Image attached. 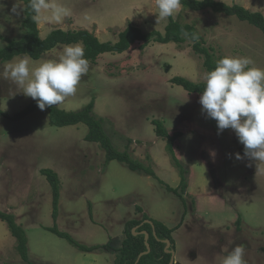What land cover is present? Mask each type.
<instances>
[{
    "label": "rangeland",
    "instance_id": "rangeland-1",
    "mask_svg": "<svg viewBox=\"0 0 264 264\" xmlns=\"http://www.w3.org/2000/svg\"><path fill=\"white\" fill-rule=\"evenodd\" d=\"M217 1L264 15V0ZM53 2L69 14L55 19L50 11L44 12L38 20L42 38L55 28L85 29L101 41L115 43L129 22L144 32H164L169 21L159 19L156 0ZM24 7L20 0H0V47L8 38L24 34ZM174 18L197 28L216 61L249 57L255 67L264 69V32L258 27L210 8L181 6ZM75 44L84 48L83 42L59 43L40 59L28 56L30 67L58 59L65 45ZM139 45L88 60L89 71L75 94L58 106L78 110L95 100L94 112L102 117L113 146L153 167L172 187L180 186L181 172L152 120H161L171 133L182 131L175 151L189 170L187 191L179 196L151 175L132 171L117 160L107 162L100 144L85 139L84 123L51 124L47 108H37L21 120L0 115V210L15 215L29 247L25 261L0 218V264H114L116 253L81 251L47 227L56 223L83 244L111 241L118 248L126 222L144 214L174 228L178 264H222L237 244L245 246L247 264H264V163L244 156V145L233 129L218 134L216 120L202 111L201 94L171 80L183 76L204 82L209 72L204 55L194 50L189 38L183 43L151 41L144 49ZM24 56L0 61V108L10 114L35 101L23 93V86L4 77L6 64ZM237 153L243 158L236 159ZM43 168L54 169L62 183L56 221L52 188L40 172Z\"/></svg>",
    "mask_w": 264,
    "mask_h": 264
},
{
    "label": "trees",
    "instance_id": "trees-1",
    "mask_svg": "<svg viewBox=\"0 0 264 264\" xmlns=\"http://www.w3.org/2000/svg\"><path fill=\"white\" fill-rule=\"evenodd\" d=\"M20 1L25 4V17L22 21L24 34L20 38H8L7 44L4 47H0V61L2 62L9 61L18 55H27L33 59H40L47 51L53 49L59 43L72 44L83 42L85 57L90 61H96L102 53L110 51L124 52L132 48L136 42H140L139 47L144 49L151 41L159 43H168L171 41L183 43L186 38H189L193 42L194 50L204 55V66L206 69L211 71L216 66L217 61L215 55L212 48L206 45L203 35L193 24L182 23L174 17H169L164 32L158 30L144 32L140 27L129 22L127 27L119 33L118 40L115 43L111 41H101L94 33L85 29L64 30L62 28H55L47 37L42 38L40 36L38 20L33 19L35 14L29 6V0ZM181 4L183 7L192 10L210 8L216 12L236 16L240 20L247 21L264 32V15L260 11H251L239 4L230 5L226 2L217 0H181ZM193 34H195L198 39H193ZM171 80L173 83L183 86L190 93L202 94L205 87V81L193 82L183 76H176ZM37 108L39 107L35 100L24 109L13 114L0 108V115L11 120H21ZM46 108L49 111V120L51 124L57 126L75 125L79 123L86 124L88 126V132L85 139L100 144L106 152L107 162L117 160L124 163L132 171L151 175L157 178L162 184H166L165 181L158 176L153 167L145 165L140 160L133 158L128 151H120L113 146L109 135L104 129L102 117H99L94 112L95 100L90 101L78 110H66L60 108L58 105H52ZM152 122L155 124L156 134L166 139L167 150L181 172L180 186L172 187L166 184V188L182 196V193L186 192L188 188L187 173L189 170L178 158L175 145L176 140L183 135V132L176 131L171 133L159 119H154ZM40 172L47 178L52 188V214L56 221L59 216L60 190L62 186L61 179L59 174L52 168H43ZM139 210L142 211V208L139 207ZM90 215L92 217L91 210ZM0 218L8 224L11 234L17 240V249L20 255L25 261H28V236L25 229L17 223L15 215L11 213L0 210ZM237 222L240 224L241 220L239 219ZM47 228L58 236L67 239L69 243L81 251L116 253L114 264H169L172 252L176 250V241L173 237L174 228H170L164 222L156 220L148 214H144L141 219H130L126 222L124 228L125 237L118 248H114L113 245H111V241L96 245L83 244L76 240L70 233L60 230L56 223ZM143 231L148 232V238H146ZM134 232H136V234H134ZM147 244L150 246L149 251ZM141 253L144 254L140 256ZM174 264L178 263L175 262Z\"/></svg>",
    "mask_w": 264,
    "mask_h": 264
},
{
    "label": "clouds",
    "instance_id": "clouds-1",
    "mask_svg": "<svg viewBox=\"0 0 264 264\" xmlns=\"http://www.w3.org/2000/svg\"><path fill=\"white\" fill-rule=\"evenodd\" d=\"M33 19L50 11L55 19L69 10L53 0H29ZM159 19L174 17L181 0H156ZM15 11V10H13ZM193 39L198 37L193 34ZM27 55L5 66L4 77L23 86V93L36 100L40 110L59 105L75 94L82 76L89 71V61L80 44L65 45L58 59L30 67ZM205 87L199 103L202 111L217 122L218 134L224 129L235 131L244 145V156L264 163V69L254 66L249 57L225 56L204 76ZM239 153L236 159H242ZM245 246L237 244L223 258L222 264H247Z\"/></svg>",
    "mask_w": 264,
    "mask_h": 264
},
{
    "label": "water",
    "instance_id": "water-1",
    "mask_svg": "<svg viewBox=\"0 0 264 264\" xmlns=\"http://www.w3.org/2000/svg\"><path fill=\"white\" fill-rule=\"evenodd\" d=\"M148 222H151L150 220H147ZM146 238H148V232L147 231H143ZM134 234H136V232H134ZM167 243L169 244V241L167 240ZM147 247H148V251L150 250V246L149 244H147ZM147 251V252H148ZM146 253V252H145ZM144 253H141L140 256H142ZM175 263V252H172V257H171V260H170V263L169 264H174Z\"/></svg>",
    "mask_w": 264,
    "mask_h": 264
}]
</instances>
